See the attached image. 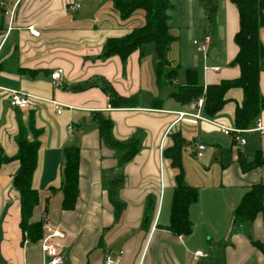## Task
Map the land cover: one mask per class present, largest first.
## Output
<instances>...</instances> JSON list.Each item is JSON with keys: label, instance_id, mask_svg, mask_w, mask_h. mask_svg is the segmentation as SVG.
Masks as SVG:
<instances>
[{"label": "crops", "instance_id": "1", "mask_svg": "<svg viewBox=\"0 0 264 264\" xmlns=\"http://www.w3.org/2000/svg\"><path fill=\"white\" fill-rule=\"evenodd\" d=\"M168 1L171 33L178 11L180 30L187 33L186 43L172 33L169 58L178 67L177 75L174 84L162 89L155 55L146 50L135 51L125 71L118 56L100 58L108 39L122 38L145 24L144 10L123 21L112 0H7L0 5V149L14 158L20 130L32 141L33 116L42 135L33 180L40 202L32 222L45 218V234L51 230L65 234L66 264H105L110 256L119 264H264V211L250 228H233L234 211L243 197L264 182V166L243 172L239 164L241 154L248 162L259 152L264 154V131L235 133L234 116L243 91L231 89L226 95L230 101L214 118L205 116L204 102L195 108L197 101L183 104L173 95L186 85L187 69H198L205 87L239 77V69L231 66L238 53L234 44L238 11L229 0H220L217 28H210L196 0ZM30 28L40 36H32ZM198 36L210 38V54L195 51L190 42ZM261 37L264 42V31ZM186 44L193 52L185 67L181 49ZM57 70L64 72L59 86L51 80ZM94 79L110 84L121 97L138 95V107L112 108L99 85L72 90ZM11 90L31 96L27 109L11 107ZM260 91L264 96V72ZM156 100L159 105L153 103ZM95 112L111 117L117 139L139 138L141 149L124 167L118 168L115 152L102 143ZM180 113L199 114L201 119L186 122L179 119ZM260 121L264 126V111ZM221 127L233 132L226 135ZM175 132L187 141L182 151L184 180L199 193L189 208L192 233L187 236L167 229L176 173L170 161H164L163 148L171 145L170 133ZM199 145L206 147L202 157L197 156ZM67 146L81 149L79 197L73 211L62 209L59 190ZM18 167L17 161L0 166V264H47L42 239L24 240L20 229L19 194L12 184ZM118 174L124 179L119 192L124 208L115 216L107 188ZM248 233L261 247L250 242ZM199 251L203 256H196Z\"/></svg>", "mask_w": 264, "mask_h": 264}, {"label": "trees", "instance_id": "2", "mask_svg": "<svg viewBox=\"0 0 264 264\" xmlns=\"http://www.w3.org/2000/svg\"><path fill=\"white\" fill-rule=\"evenodd\" d=\"M238 11L239 28L234 37L238 53L231 66L239 69V77L234 80L221 81L219 84L204 86L198 69L186 70V85L173 95L183 104H191L204 98V114L214 118L230 100L226 97L231 89H241L243 99L237 104L234 125L236 130L253 129L264 111V96L260 91V76L264 72V42L261 33L264 31V0H229ZM205 12L210 27L215 26L220 0H198ZM114 9L123 21L128 20L137 10L145 11V24L135 28L122 38L108 39L100 56L108 59L118 56L125 71L130 56L138 50L145 51L152 47L155 55V72L160 89L174 84L177 66H173L169 53L175 37L169 26L168 11L171 4L168 0H112ZM101 79L93 80L85 85H75L73 91L85 90L99 85L110 97V106L117 108H135L139 104V96H119L113 87ZM159 105L160 101L153 102ZM102 143L113 150L117 156L118 168H122L133 160L141 149L138 137L120 140L114 135V122L103 112L93 114ZM29 129L33 140H28L24 130L17 137L18 151L14 158H8L0 149V166L17 161L19 167L13 176V187L19 194L20 229L24 240L37 242L47 236L44 232L45 218L32 222L35 208L39 205L40 196L33 186L34 175L38 165V152L41 147L39 140L42 131L35 128L33 116ZM171 145L163 148V158L169 160L175 171V186L172 199L171 221L168 230L177 236H187L192 233V222L189 208L199 198L198 190L190 187L184 180L182 166V151L187 141L181 133H170ZM239 164L243 172L264 166V154L259 152L253 162H248L246 154H241ZM81 149L78 146H67L63 149V165L60 191L63 193L62 209H76L79 197ZM123 176L118 174L108 185L110 202L115 210V216L124 208L119 199L120 187L123 186ZM56 192L55 189L52 193ZM264 211V182L253 185L243 197L240 205L234 211L233 228H250L257 216ZM250 242L261 247L262 244L253 240L248 233Z\"/></svg>", "mask_w": 264, "mask_h": 264}, {"label": "built area", "instance_id": "3", "mask_svg": "<svg viewBox=\"0 0 264 264\" xmlns=\"http://www.w3.org/2000/svg\"><path fill=\"white\" fill-rule=\"evenodd\" d=\"M6 1L7 0H0V5H3ZM30 33L34 37L40 36L39 31L34 29V28H30ZM210 43H211V40L209 37H205L203 39V42H199L198 40H194V45L197 46L198 52H201V53H203L207 50ZM63 75H64L63 70H57V71L53 72L51 74L52 83L55 86H59L63 80ZM9 94H10L9 95L10 96V105L12 108H17L20 110H25L28 108L30 101H31V96H29L27 93L21 92V91H16V90H11L9 92ZM203 102H204L203 99H199L194 104V107L195 108H201L203 105ZM179 119H181V120L183 119L186 122H195V119H201V116L199 114L189 115L186 113H180ZM254 128L258 131H261V132L264 131V126L262 125L260 119L257 120V123H256ZM221 129L223 130L224 134H226V135H229L230 133L233 132V130H230V129L225 128V127H221ZM235 133H240V131L235 130ZM240 143L242 145H244L245 140L240 139ZM205 149H206V147L204 145H199L197 156L202 157L204 155ZM64 239H65V234L60 232V231H57V230H51L47 236L42 238V240H41L42 250H43L45 256H47L49 258V261L47 264H66L65 256H64V253L62 251V241ZM196 256H203V252H200V251L197 252ZM105 264H119V263L116 262L114 260V258L110 256L106 259Z\"/></svg>", "mask_w": 264, "mask_h": 264}, {"label": "rangeland", "instance_id": "4", "mask_svg": "<svg viewBox=\"0 0 264 264\" xmlns=\"http://www.w3.org/2000/svg\"><path fill=\"white\" fill-rule=\"evenodd\" d=\"M196 3H197V6H199L201 9H202V7H201V5L197 2V0H196ZM195 6H196V4H195ZM181 8H183V6H180V9ZM181 10H183V9H181ZM203 10V9H202ZM203 13H204V16H205V18H204V21H205V23H207V26L208 27H210V25L208 24V21L206 20V15H205V12H204V10H203ZM180 12L178 11V21L177 20H175V22H174V24H172L173 26H172V33L174 34V35H180V38H182L183 40L182 41H184V43H186L185 42V38H184V36H185V34L187 33L186 32V30L183 28V29H181L180 30V26H181V23L182 22H180L179 21V18H180ZM215 25H216V21H215ZM217 26V25H216ZM210 28H212V27H210ZM213 28H217V27H213ZM194 39H196V40H198L199 42H203V38L202 37H196V38H194ZM194 39L193 40H191V44H192V46L194 47V49H195V51H197V46H195L194 45ZM178 46H181L180 45V43L179 44H177L175 47H174V51L176 50V51H178ZM188 46H187V44L185 45V46H183L182 47V51H183V55H182V58H183V65L185 66V65H190V64H188V62H187V57H188V53H192L193 52V50L192 49H189V48H187ZM210 51V50H209ZM209 51H205L204 53H201V54H204V55H207L208 53H209ZM146 52H147V54H151V55H153L154 56V53H153V49H152V47L150 46V47H148L147 49H146ZM198 52V51H197ZM210 54V53H209ZM186 67V66H185ZM184 71L185 70H182V71H180V74H179V76H180V80H182L183 79V76H184ZM95 80V79H94ZM144 99H145V96L143 97ZM160 98H162L163 99V97H160Z\"/></svg>", "mask_w": 264, "mask_h": 264}]
</instances>
